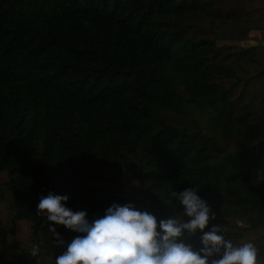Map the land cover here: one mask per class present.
I'll use <instances>...</instances> for the list:
<instances>
[{
  "label": "trees",
  "instance_id": "16d2710c",
  "mask_svg": "<svg viewBox=\"0 0 264 264\" xmlns=\"http://www.w3.org/2000/svg\"><path fill=\"white\" fill-rule=\"evenodd\" d=\"M256 29L264 0H0V264H55L45 185L89 218L195 185L264 264V44H218Z\"/></svg>",
  "mask_w": 264,
  "mask_h": 264
},
{
  "label": "clouds",
  "instance_id": "9594fccd",
  "mask_svg": "<svg viewBox=\"0 0 264 264\" xmlns=\"http://www.w3.org/2000/svg\"><path fill=\"white\" fill-rule=\"evenodd\" d=\"M198 190L195 185L172 189L169 198L178 209L166 217L129 200L114 201L89 218L87 210L68 204V194L54 190L40 194L35 210L46 217L61 249L55 264H258L257 246L234 243L226 227L212 223L216 212ZM57 226L75 235L66 239ZM197 233L198 245L183 238ZM37 251L33 247L30 253Z\"/></svg>",
  "mask_w": 264,
  "mask_h": 264
},
{
  "label": "rangeland",
  "instance_id": "374dc122",
  "mask_svg": "<svg viewBox=\"0 0 264 264\" xmlns=\"http://www.w3.org/2000/svg\"><path fill=\"white\" fill-rule=\"evenodd\" d=\"M264 44V30L263 29H256L251 31L250 33V38L243 39V40H238V39H219L218 44L219 45H224V44H237V45H242V46H251L248 44ZM48 190H54L56 191L51 185H45L40 188V193L42 194H47ZM57 192V191H56ZM243 222V221H242ZM228 236H232L233 234H230L228 231L226 233ZM64 237H66L67 233L63 232ZM11 237H9V240ZM61 250V249H59ZM47 248L45 247L43 249L42 255L40 257L41 262L46 263L49 262L53 258V253L52 252H47ZM7 264H17L16 259H9Z\"/></svg>",
  "mask_w": 264,
  "mask_h": 264
},
{
  "label": "crops",
  "instance_id": "0c3cea01",
  "mask_svg": "<svg viewBox=\"0 0 264 264\" xmlns=\"http://www.w3.org/2000/svg\"><path fill=\"white\" fill-rule=\"evenodd\" d=\"M264 30V29H263ZM248 40V39H247ZM248 45H253L252 43L251 44H248ZM227 235V234H226ZM229 237L233 240V242H235V238H234V236L232 237V236H230L229 235Z\"/></svg>",
  "mask_w": 264,
  "mask_h": 264
},
{
  "label": "built area",
  "instance_id": "2783aa9c",
  "mask_svg": "<svg viewBox=\"0 0 264 264\" xmlns=\"http://www.w3.org/2000/svg\"><path fill=\"white\" fill-rule=\"evenodd\" d=\"M238 223H239L240 225H243V224H244L242 221H238Z\"/></svg>",
  "mask_w": 264,
  "mask_h": 264
}]
</instances>
